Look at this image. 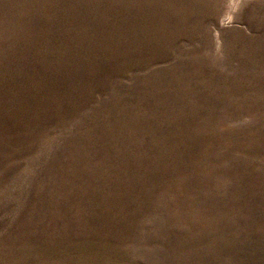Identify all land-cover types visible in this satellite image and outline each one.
<instances>
[{
    "label": "rangeland",
    "instance_id": "1",
    "mask_svg": "<svg viewBox=\"0 0 264 264\" xmlns=\"http://www.w3.org/2000/svg\"><path fill=\"white\" fill-rule=\"evenodd\" d=\"M0 264H264V0H0Z\"/></svg>",
    "mask_w": 264,
    "mask_h": 264
}]
</instances>
